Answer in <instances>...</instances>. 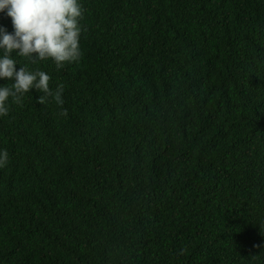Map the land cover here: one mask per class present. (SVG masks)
<instances>
[{
  "label": "trees",
  "instance_id": "16d2710c",
  "mask_svg": "<svg viewBox=\"0 0 264 264\" xmlns=\"http://www.w3.org/2000/svg\"><path fill=\"white\" fill-rule=\"evenodd\" d=\"M81 3L79 62L28 64L68 115L0 118V264H264V0Z\"/></svg>",
  "mask_w": 264,
  "mask_h": 264
},
{
  "label": "clouds",
  "instance_id": "9594fccd",
  "mask_svg": "<svg viewBox=\"0 0 264 264\" xmlns=\"http://www.w3.org/2000/svg\"><path fill=\"white\" fill-rule=\"evenodd\" d=\"M0 16L10 18L12 26L9 31L0 24V81L7 82L0 83V118L9 116L12 105L22 106L25 95L34 91L39 93L38 104L54 101L67 116L64 86L51 88L52 76L28 64L51 61L60 70L79 62L84 30L81 0H0ZM13 54L28 63L20 66ZM8 162V151L0 149V168ZM260 226L264 230V224Z\"/></svg>",
  "mask_w": 264,
  "mask_h": 264
}]
</instances>
